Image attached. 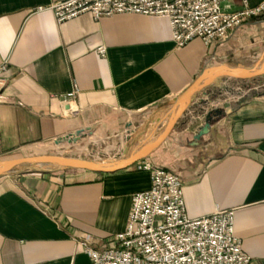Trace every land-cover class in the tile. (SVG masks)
I'll return each instance as SVG.
<instances>
[{
  "label": "crops",
  "instance_id": "1",
  "mask_svg": "<svg viewBox=\"0 0 264 264\" xmlns=\"http://www.w3.org/2000/svg\"><path fill=\"white\" fill-rule=\"evenodd\" d=\"M56 1L0 0V64L8 65L0 161L89 130L101 134L98 149L111 156L107 163L123 160L154 131L148 143L163 133L175 102L203 72L264 64V12L224 41L206 46L195 39L178 49L164 17L94 21L85 14L57 24L50 12H32ZM262 3L248 0L250 8ZM261 84L264 76L215 80L147 158L180 179L190 219L233 212L249 264H264V94L238 108L223 105ZM215 110L223 115L197 139V116ZM150 185L149 174L134 165L111 174L43 169L1 177L0 264H90L80 243L89 237L94 249H113L133 195Z\"/></svg>",
  "mask_w": 264,
  "mask_h": 264
},
{
  "label": "built area",
  "instance_id": "2",
  "mask_svg": "<svg viewBox=\"0 0 264 264\" xmlns=\"http://www.w3.org/2000/svg\"><path fill=\"white\" fill-rule=\"evenodd\" d=\"M59 0L32 9L34 13L50 12L57 24L88 14L94 21L117 15L164 17L168 20L172 42L185 47L198 39L209 46L224 41L236 28L264 12V3L250 8L248 0ZM104 57L106 49H97ZM7 63L0 64V98L7 85ZM264 84L249 87L256 90ZM76 92L66 95L65 103ZM207 111L197 116L193 131L202 128ZM137 171L150 176V188L133 195L128 222L123 233L115 237V247L96 250L88 244L80 247L90 264H249L234 234L232 211L190 219L186 212L180 179L149 160L135 165Z\"/></svg>",
  "mask_w": 264,
  "mask_h": 264
},
{
  "label": "water",
  "instance_id": "3",
  "mask_svg": "<svg viewBox=\"0 0 264 264\" xmlns=\"http://www.w3.org/2000/svg\"><path fill=\"white\" fill-rule=\"evenodd\" d=\"M264 76V64H262L258 69L250 70H240L231 69L226 66L215 67L203 72L194 83L185 91L181 97L175 102L172 107L171 113L174 112L170 121L167 123L163 133L155 139L154 142L148 143V141L154 136L155 131L148 137V139L143 143V146L134 151L129 157L112 162V163H97L77 158L60 157V156H41V157H26L22 159H13L0 161V178L10 175H19L27 170H52V169H69V170H80L89 171L99 174H111L115 172L127 169L136 163L145 160L149 157L150 153L157 148L173 131V128L184 115L186 110L189 108L193 97L201 92L203 89L207 88L215 80L223 77H230L239 80H249ZM264 94V86L259 87L256 90H252L245 94L243 97L239 98L236 102L225 103L223 109L227 108H238L244 103H246L250 98L257 95ZM223 115V111L215 110L207 113L205 117V125L198 131L197 139L205 135L209 131L210 123L214 119L219 118ZM93 130H89L86 133L91 136ZM85 134H75L74 137H67L66 140L70 144L72 142H77L82 139ZM46 165V167H42Z\"/></svg>",
  "mask_w": 264,
  "mask_h": 264
},
{
  "label": "rangeland",
  "instance_id": "4",
  "mask_svg": "<svg viewBox=\"0 0 264 264\" xmlns=\"http://www.w3.org/2000/svg\"><path fill=\"white\" fill-rule=\"evenodd\" d=\"M83 134L85 135H83L82 139L78 140L76 143L72 142L69 144L65 138H64L65 140L59 139L55 142L49 143V145L46 147L45 150L43 148H38V150L35 151L34 153L32 152L29 155H25V156L14 154L12 156L5 157L4 161L13 160V159H22L26 157L60 156V157L77 158V159H82L97 163H107V160H109L111 156L109 157V155L100 152L98 149V147H100V141L102 138L100 136L101 134H98V132L91 136H89L86 132H84ZM42 167L44 168L46 167V165H43ZM33 171L36 170L32 169V170H27L26 172H33ZM86 238L89 239V237ZM86 238L84 239V241L86 240Z\"/></svg>",
  "mask_w": 264,
  "mask_h": 264
}]
</instances>
